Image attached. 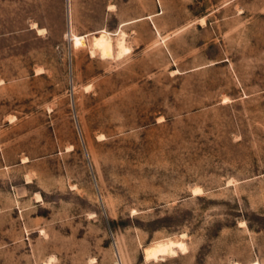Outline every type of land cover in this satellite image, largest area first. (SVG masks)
Wrapping results in <instances>:
<instances>
[{
  "label": "rangeland",
  "instance_id": "1",
  "mask_svg": "<svg viewBox=\"0 0 264 264\" xmlns=\"http://www.w3.org/2000/svg\"><path fill=\"white\" fill-rule=\"evenodd\" d=\"M0 264H264V0H0Z\"/></svg>",
  "mask_w": 264,
  "mask_h": 264
},
{
  "label": "bare ground",
  "instance_id": "2",
  "mask_svg": "<svg viewBox=\"0 0 264 264\" xmlns=\"http://www.w3.org/2000/svg\"><path fill=\"white\" fill-rule=\"evenodd\" d=\"M121 32L122 31H120L119 39L117 40L116 43L117 56L119 57H121L122 55L124 56L125 53L127 54L128 52L130 53L131 51L128 49V47H126L124 41V33ZM72 38L75 46H83L85 44L83 37L73 36ZM92 38H93L92 43L94 44V49L103 50L104 48L110 47L112 44L111 34L104 30L100 31L96 36L94 35ZM195 190L194 193L200 191V189H197L198 191ZM172 255H173V244L171 241L167 240V241H160L154 243L149 248L148 258L154 260Z\"/></svg>",
  "mask_w": 264,
  "mask_h": 264
}]
</instances>
